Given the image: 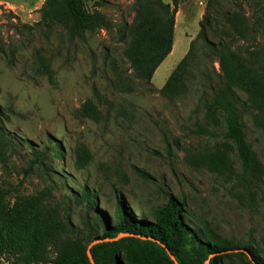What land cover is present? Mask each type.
Returning <instances> with one entry per match:
<instances>
[{
	"label": "rangeland",
	"instance_id": "rangeland-1",
	"mask_svg": "<svg viewBox=\"0 0 264 264\" xmlns=\"http://www.w3.org/2000/svg\"><path fill=\"white\" fill-rule=\"evenodd\" d=\"M83 1L89 11L107 15L114 29L88 32L84 41L72 40L59 26L38 25L45 0H0V106L7 114L6 131L21 143L0 164V185L14 195L50 191L51 200L64 209L66 221L78 229L84 228L87 219L86 208L79 202L84 188L97 193L96 207L111 217L115 191L122 193L128 212L138 221L172 195L185 200L197 222L235 242H253L257 251H264V179L251 195L238 181L196 169L187 159L190 153L232 142L222 118L218 138L195 132L204 122L199 106L204 93L202 73L212 70L197 39L208 0H180L173 51L155 72L152 84L137 81L134 93H120L111 86L114 67L129 71L128 40L119 31L132 21L134 0ZM217 1V22L213 32L208 31L214 43L219 41L225 15L238 0ZM245 11L255 12L253 6H245ZM23 25L32 29L23 30ZM15 26L23 34H17ZM259 39L264 46V33ZM194 40L193 79L187 92L174 100L163 98L158 90ZM92 98L103 112L99 123L78 112ZM243 122L247 139L264 164V131L249 114ZM82 145L92 155L85 168H80L76 155ZM34 152L45 156L43 165L31 168ZM231 158L241 172L235 154ZM90 217L93 222V214ZM0 264L8 263L0 256ZM225 264L245 262L233 256Z\"/></svg>",
	"mask_w": 264,
	"mask_h": 264
},
{
	"label": "trees",
	"instance_id": "trees-1",
	"mask_svg": "<svg viewBox=\"0 0 264 264\" xmlns=\"http://www.w3.org/2000/svg\"><path fill=\"white\" fill-rule=\"evenodd\" d=\"M171 1L166 4L163 0H134L132 21L124 23L119 31L128 40L125 55L129 71L113 68L114 90L134 93L138 89L137 81L152 84L155 72L174 47L180 0ZM217 4V0H208L197 35L212 70L206 68L202 73L204 93L199 106L203 109L204 122L195 132L218 138L219 118H222L232 142L222 141L208 152L190 153L187 159L196 169H206L229 182L238 181L254 195L264 179V164L247 139L243 118L249 114L253 124L264 131V46L259 39L264 33V0H238L235 9L225 15L219 41L214 43L208 31L213 32V24L217 22ZM245 6H253L255 12L250 15ZM40 14L38 25L46 29L59 26L72 40L84 41L88 32L110 31L115 27L99 10L89 11L83 0H45ZM15 29L17 34H23V30L32 27L23 25V30L16 26ZM194 42L158 90L163 98L174 100L187 92L193 79ZM42 66L48 70L43 60ZM78 112L82 118L96 123L104 118L93 98ZM6 120L7 114L0 106V164L21 147L6 131ZM33 154L36 158L31 168L43 165L45 154ZM233 154L241 172L231 158ZM76 155L80 168H85L92 159L91 152L83 145ZM96 194L88 188L81 191L79 202L86 208L87 219L84 228L78 229L66 221L64 209L51 200L50 191L14 195L0 185V256L8 264H91L88 249L98 241L90 248L95 264H175L167 250L179 264H225L233 256L240 257L245 264H264V251H257L253 242H235L208 224L197 222L182 198L168 195L162 207L138 221L128 212L122 193L115 191L112 217L96 207ZM90 214L93 222L89 220ZM237 250L246 252L237 253Z\"/></svg>",
	"mask_w": 264,
	"mask_h": 264
},
{
	"label": "water",
	"instance_id": "water-1",
	"mask_svg": "<svg viewBox=\"0 0 264 264\" xmlns=\"http://www.w3.org/2000/svg\"><path fill=\"white\" fill-rule=\"evenodd\" d=\"M97 242L98 241H95L92 245L96 244ZM91 246L88 249V257L90 259L91 264H95L94 260H93V257H92V254H91V251H90ZM167 251H168V254H169L170 258L174 261V263L175 264H179L178 261L176 260V258L170 253V251L169 250H167ZM48 264H54V263H48Z\"/></svg>",
	"mask_w": 264,
	"mask_h": 264
},
{
	"label": "crops",
	"instance_id": "crops-1",
	"mask_svg": "<svg viewBox=\"0 0 264 264\" xmlns=\"http://www.w3.org/2000/svg\"><path fill=\"white\" fill-rule=\"evenodd\" d=\"M177 19H178V16H176V21H177ZM176 32H177V25L175 26V34H176ZM174 39H175V38H174ZM191 42H192V41H191ZM190 45H191V44H190ZM188 51H189V50H188ZM180 62H181V61H180ZM180 62H179V63H180ZM177 66H178V65H177ZM177 66H176V67H177ZM173 71H174V70H173ZM173 71H172V72H173ZM155 74H156V73H155ZM155 74H154V76H155ZM170 75H171V74H170ZM154 76H153V78H154ZM169 77H170V76H169ZM169 77H168V78H169ZM168 78H167V80H168ZM167 80H166V81H167ZM165 83H166V82H165ZM164 85H165V84H164Z\"/></svg>",
	"mask_w": 264,
	"mask_h": 264
}]
</instances>
